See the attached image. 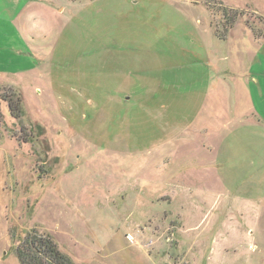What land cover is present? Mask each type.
<instances>
[{
	"label": "rangeland",
	"instance_id": "obj_1",
	"mask_svg": "<svg viewBox=\"0 0 264 264\" xmlns=\"http://www.w3.org/2000/svg\"><path fill=\"white\" fill-rule=\"evenodd\" d=\"M0 108V264H264V0H0Z\"/></svg>",
	"mask_w": 264,
	"mask_h": 264
},
{
	"label": "trees",
	"instance_id": "obj_2",
	"mask_svg": "<svg viewBox=\"0 0 264 264\" xmlns=\"http://www.w3.org/2000/svg\"><path fill=\"white\" fill-rule=\"evenodd\" d=\"M4 100L13 117L20 119L24 114L21 97L16 102L12 100L11 96ZM2 121L3 116L0 110V124ZM18 242L16 252L20 264H74L72 259L61 252L55 241L48 235L31 231L25 238L20 237Z\"/></svg>",
	"mask_w": 264,
	"mask_h": 264
}]
</instances>
